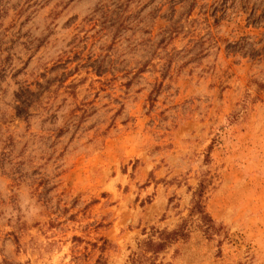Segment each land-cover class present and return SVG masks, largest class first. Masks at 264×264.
I'll return each instance as SVG.
<instances>
[{
    "label": "rangeland",
    "instance_id": "rangeland-1",
    "mask_svg": "<svg viewBox=\"0 0 264 264\" xmlns=\"http://www.w3.org/2000/svg\"><path fill=\"white\" fill-rule=\"evenodd\" d=\"M264 264V0H0V264Z\"/></svg>",
    "mask_w": 264,
    "mask_h": 264
},
{
    "label": "trees",
    "instance_id": "trees-1",
    "mask_svg": "<svg viewBox=\"0 0 264 264\" xmlns=\"http://www.w3.org/2000/svg\"><path fill=\"white\" fill-rule=\"evenodd\" d=\"M207 186V180L201 177L192 192L191 206L187 218L183 219L172 229H154L153 234L139 242L137 250L129 256L130 264H155L159 253L166 250L178 240H185L189 236L190 223H194L204 235L211 237L220 231L215 220L206 211L203 203V193ZM99 263V259L95 264Z\"/></svg>",
    "mask_w": 264,
    "mask_h": 264
}]
</instances>
